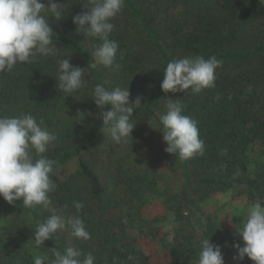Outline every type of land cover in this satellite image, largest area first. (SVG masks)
I'll list each match as a JSON object with an SVG mask.
<instances>
[{"label":"trees","instance_id":"1","mask_svg":"<svg viewBox=\"0 0 264 264\" xmlns=\"http://www.w3.org/2000/svg\"><path fill=\"white\" fill-rule=\"evenodd\" d=\"M42 2L47 5V0ZM56 2L67 5L61 20L49 18L57 55L38 57L34 63L17 64L11 72L0 73V117L30 114L57 135L44 154L56 161L51 178L57 189L50 193V206L65 216L83 219L91 238L74 237L75 248L82 254L91 252L95 264H198V238H209L221 246L225 264H253L247 257L233 260L237 253L232 245L243 246V241L238 232L222 230L210 218L200 227L184 221L163 253L142 249L114 217L119 200L108 192L85 154L105 136L101 110L92 99L96 84L104 83L109 89L129 87L130 102L141 97L132 119L142 114L154 117L162 135L159 117L166 111L165 103L180 99L183 114L198 121L205 143L203 156L182 160L175 155L185 187L196 185L197 194L204 197L210 188L231 189L241 178L252 199H264V0H125L122 12L111 21L115 29L110 39L119 43L118 71L90 66L91 53L101 41L76 31L72 17L86 11L81 0ZM66 55H71L72 65L85 68L87 82L71 96L59 89L57 78V60ZM197 55L205 59L215 55L223 61L216 69L215 88L200 94L162 91L167 63ZM254 150L261 151L263 159L250 172ZM74 158L77 169L69 173L66 167ZM75 201L84 205L79 212ZM2 206L22 219L17 217L11 226L0 229L2 264H34L40 255L51 260L53 248L64 252L69 247L59 233L38 248L34 245L37 223L49 217L41 206L27 208L22 200L9 204L0 197Z\"/></svg>","mask_w":264,"mask_h":264},{"label":"clouds","instance_id":"2","mask_svg":"<svg viewBox=\"0 0 264 264\" xmlns=\"http://www.w3.org/2000/svg\"><path fill=\"white\" fill-rule=\"evenodd\" d=\"M82 11L72 17L77 33L101 41L91 55L95 68L102 65L118 71L121 65L116 62L119 43L110 39L115 29L111 21L122 12L125 0H81ZM66 4L56 0H0V73L11 72L17 64H31L38 57L56 56L58 48L49 18L56 21L65 15ZM66 55L57 60L58 86L68 96L86 86L85 68L70 63ZM67 57V58H66ZM223 61L215 55L186 56L173 59L164 68L161 89L165 93L191 92L200 94L206 89L215 88L216 69ZM92 99L101 110L103 133L115 143H127L135 128L133 112L141 106V97L130 102L129 87H105L98 83L93 88ZM108 108V110H105ZM166 111L159 117L162 127L165 151L178 155L182 160L203 156L204 140L200 138L198 121L185 115L180 99H168ZM83 120L84 114H79ZM88 115H91L89 113ZM30 114L18 117H0V197L9 204L22 200L24 207L42 206L48 209L52 204L50 193L57 189L52 180L56 161L44 155L48 146L55 142L57 135L42 126ZM33 153H35V157ZM79 212L83 203L75 201ZM264 203L256 202L247 209V217L238 235L243 246L234 243L236 250L233 260L242 261L245 257L253 264H264ZM68 230L71 237L87 241L91 238L83 219L79 216H65L52 210L44 222L37 223L34 231V245L38 248L58 232ZM198 264H225L222 248L210 242L209 238H198ZM54 258L47 255L34 258V264H95L91 252L66 247L64 252L52 249ZM2 264V262H0Z\"/></svg>","mask_w":264,"mask_h":264},{"label":"rangeland","instance_id":"3","mask_svg":"<svg viewBox=\"0 0 264 264\" xmlns=\"http://www.w3.org/2000/svg\"><path fill=\"white\" fill-rule=\"evenodd\" d=\"M133 121L135 128L127 143L117 144L105 135L85 157L102 177L108 192L119 200L120 207L114 217L122 221L124 232L133 236L142 249L163 253L184 221H190V226H199L201 222L205 226L210 218L220 229L235 234L246 220L248 207L256 202L264 203L259 196L254 199L249 196V188L237 174L233 188H210L204 197L197 194L196 185L186 188L182 166L173 154L165 151L166 143L154 117L142 114ZM261 155L259 150L250 153L253 161L250 172L257 169L263 159ZM66 169L69 173L75 171L77 159H72ZM40 208L48 216L56 210L52 206ZM17 217L22 220L9 207H0V229L11 226ZM201 229L204 227L196 230ZM58 233L68 246L75 248L74 237L68 230Z\"/></svg>","mask_w":264,"mask_h":264}]
</instances>
